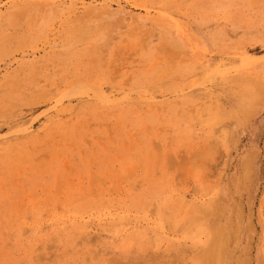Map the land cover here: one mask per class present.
<instances>
[{
  "label": "rangeland",
  "instance_id": "374dc122",
  "mask_svg": "<svg viewBox=\"0 0 264 264\" xmlns=\"http://www.w3.org/2000/svg\"><path fill=\"white\" fill-rule=\"evenodd\" d=\"M0 264H264V0H0Z\"/></svg>",
  "mask_w": 264,
  "mask_h": 264
}]
</instances>
